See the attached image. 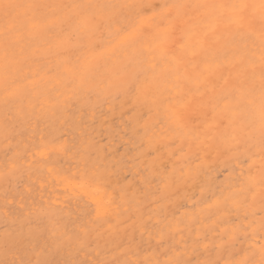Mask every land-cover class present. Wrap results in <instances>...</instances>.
Masks as SVG:
<instances>
[{
	"label": "rangeland",
	"instance_id": "374dc122",
	"mask_svg": "<svg viewBox=\"0 0 264 264\" xmlns=\"http://www.w3.org/2000/svg\"><path fill=\"white\" fill-rule=\"evenodd\" d=\"M228 1L0 0V264H262L259 138L228 145L264 22Z\"/></svg>",
	"mask_w": 264,
	"mask_h": 264
},
{
	"label": "snow or ice",
	"instance_id": "6c2138e0",
	"mask_svg": "<svg viewBox=\"0 0 264 264\" xmlns=\"http://www.w3.org/2000/svg\"><path fill=\"white\" fill-rule=\"evenodd\" d=\"M3 7L7 11L15 6L11 4H4ZM239 7L242 11L248 9L249 7L258 9L260 19L264 22V0H261L259 5H241ZM84 23L90 24L91 20L86 18ZM135 75L136 74L134 73L133 78H135ZM254 103V100L250 98L244 107L234 113V117L239 122V126L238 129L234 130V133L231 136V143H229L228 146L230 148H235L238 152L241 147L247 146L245 147V151L250 152L252 146L251 141L258 135L261 153V186L264 188V72H262L261 94L258 106V125L257 120L253 116L252 106ZM248 158L251 159L250 156ZM249 167L251 168V165H249ZM262 227H264V224H262ZM240 264H250V262L248 260H244L241 261ZM262 264H264V261H262Z\"/></svg>",
	"mask_w": 264,
	"mask_h": 264
},
{
	"label": "bare ground",
	"instance_id": "6f19581e",
	"mask_svg": "<svg viewBox=\"0 0 264 264\" xmlns=\"http://www.w3.org/2000/svg\"><path fill=\"white\" fill-rule=\"evenodd\" d=\"M212 1V0H211ZM237 1H239L240 2V4H239V6H241V5H246L247 4V0H237ZM253 2H255L256 3V5L257 4H260L261 3V0H253ZM235 7L234 6V0H229L225 5H220L219 6V8H218V10L219 11H224V10H235L236 12L238 11V10H241L240 9V7ZM244 11V10H243ZM243 13V12H242ZM193 14V13H192ZM234 16V15H233ZM189 31V30H188ZM187 31V32H188ZM232 32H233V30H232ZM174 33V32H173ZM222 36V35H221ZM179 40V39H178ZM184 42V41H183ZM224 42V41H223ZM185 43V42H184ZM223 44V43H222ZM174 45V44H173ZM195 45V44H194ZM177 46H178V48H183V49H186L187 51H188V49L187 48H184L183 46H182V44H181V42L179 41L178 43H177ZM197 46L195 47V49H194V51H196L197 50ZM156 49L159 51V52H162V53H166V54H169L167 51L168 50H165V51H163L162 50V48H161V46H160V44L156 47ZM207 49V48H206ZM205 49V50H206ZM218 50V49H217ZM222 51V50H221ZM170 56V55H169ZM171 58H173L172 56H170ZM174 60V59H173ZM187 60V59H186ZM186 62H188V61H186ZM174 63H175V61H174ZM175 65H176V63H175ZM201 66V65H200ZM181 67V66H180ZM176 68H177V66H176ZM178 71H180L182 74H183V72L181 71V69L180 68H178L177 69ZM201 70H202V66H201ZM225 70V69H224ZM222 72V71H221ZM220 72V73H221ZM225 72V71H224ZM20 73H22V72H20ZM188 75H190V74H188ZM221 75H222V73H221ZM195 77H197L196 75H195ZM219 77V76H218ZM118 93V92H117ZM153 103V102H152ZM209 123H210V125H212V124H214L213 123V121H209ZM217 130H220V128L219 127H216V131ZM217 138V140H220V135L218 134V136L216 137ZM215 139V138H214ZM171 142V141H170ZM193 153H195V152H193ZM200 173V172H199ZM180 199V198H179ZM93 200H94V202L95 203H98V207H99V210H102L103 209V203H102V199H101V197H95V198H93ZM177 202V201H176ZM171 205V204H170ZM175 205V204H174ZM50 206V205H49ZM174 207V206H173ZM105 212H106V210H105ZM171 212H172V210H171ZM109 217V216H108ZM112 217H113V214H112Z\"/></svg>",
	"mask_w": 264,
	"mask_h": 264
}]
</instances>
